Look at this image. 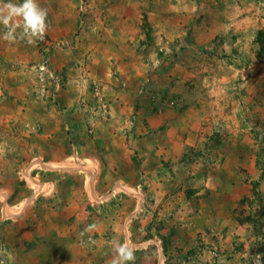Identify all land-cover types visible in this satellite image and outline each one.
Listing matches in <instances>:
<instances>
[{
  "label": "rangeland",
  "instance_id": "374dc122",
  "mask_svg": "<svg viewBox=\"0 0 264 264\" xmlns=\"http://www.w3.org/2000/svg\"><path fill=\"white\" fill-rule=\"evenodd\" d=\"M54 3L0 24V264H264V0Z\"/></svg>",
  "mask_w": 264,
  "mask_h": 264
},
{
  "label": "clouds",
  "instance_id": "9594fccd",
  "mask_svg": "<svg viewBox=\"0 0 264 264\" xmlns=\"http://www.w3.org/2000/svg\"><path fill=\"white\" fill-rule=\"evenodd\" d=\"M47 16V10L42 8L37 0H23L22 4H0V24L6 29L3 38L9 42L19 38L28 44L43 40L49 27ZM17 29L20 31L17 32ZM93 227L87 226L85 231H91ZM114 250L112 264H134L136 257L132 247L117 242Z\"/></svg>",
  "mask_w": 264,
  "mask_h": 264
},
{
  "label": "crops",
  "instance_id": "0c3cea01",
  "mask_svg": "<svg viewBox=\"0 0 264 264\" xmlns=\"http://www.w3.org/2000/svg\"><path fill=\"white\" fill-rule=\"evenodd\" d=\"M55 1V0H54ZM50 4V2H44L45 6H46V10L48 13V19H47V23L50 22L49 20L53 17V15H55V3ZM112 39H117L115 36H111ZM107 44L103 43V41H101L100 43V50L101 53L99 54V58L103 59L106 56V51H109V47L106 46ZM111 47V46H110ZM114 47V46H113ZM104 48L106 49V51H104ZM116 48V47H115ZM118 49V48H116ZM93 52V51H92ZM111 52V51H110ZM138 159V158H137Z\"/></svg>",
  "mask_w": 264,
  "mask_h": 264
}]
</instances>
